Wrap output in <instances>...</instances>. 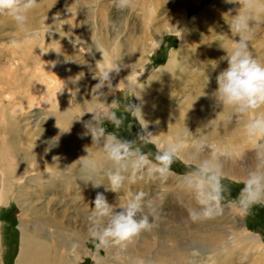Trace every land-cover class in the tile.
Instances as JSON below:
<instances>
[{
	"label": "rangeland",
	"instance_id": "374dc122",
	"mask_svg": "<svg viewBox=\"0 0 264 264\" xmlns=\"http://www.w3.org/2000/svg\"><path fill=\"white\" fill-rule=\"evenodd\" d=\"M39 4L52 5V0H37L38 7ZM238 7V4L226 3L225 0H133L131 8L120 11L114 6V0H59L56 14L53 10L39 12L36 8L32 9L39 13V24L28 32L16 30L13 25H9L12 18L0 14V66H9L12 51L20 46L24 47L29 42L27 34L42 33L47 38V46L43 51L47 52V55L51 54L53 58L47 61L56 64L61 73L68 71L73 76L71 82L69 81V92L75 96V106L78 107L72 114L71 126L75 133L73 135H83L85 132L81 123V120L86 121L85 118L76 119L82 111L94 104L105 103V107L115 112L117 118L123 121L122 125L116 128L110 121L104 120L102 127L106 133L113 132L118 138L136 140L141 151L152 159L156 146L137 139V134L142 131L140 124L125 110V103L138 104L133 95L134 90L128 87L126 79L135 81L139 88H142L139 90L145 94V100H148L146 106L157 110V115H153L154 125L151 124V127L158 125L163 133L169 135L166 125L168 119L159 114V109L168 110L170 106L166 102H161L159 106L156 104L158 101L153 93L157 91L156 86L162 82H157L149 89L151 74L166 70L172 53L185 54L192 60L197 59L202 43L207 41L209 35L223 40L224 36L230 34L227 22L231 21ZM149 9L152 11L149 12ZM198 15L202 17L199 18ZM256 24L261 28L256 30L254 27L250 48L264 51L261 45L264 38V16H261ZM191 25L195 27L190 29ZM91 39L98 41L101 46L104 45L111 55V61L120 66L117 75L111 74L112 82L116 76L121 77L120 81L112 85V91L105 86L101 90L104 95L99 99L92 97L91 91L98 83V80L92 78L96 59L86 47ZM13 40L16 41L15 45L12 44ZM213 64L224 67L217 59H211L210 66ZM182 66L183 69L184 64ZM171 88H174L173 84ZM188 88L189 85L186 89ZM172 89L168 83L163 85V93L168 97L175 95ZM185 97L186 95L179 94L176 100H183ZM29 110L28 117H33L30 122L35 128L38 119L44 117L45 111L53 109L38 106ZM260 111H264V108ZM232 122L236 123L235 120ZM227 138L229 136H222L221 146L232 145ZM245 139L244 137L242 141ZM247 141L250 143L248 139ZM24 144L31 146L28 142ZM79 144L84 145L86 141H80ZM237 144L238 142H235L233 145ZM66 147L68 146L63 140L57 139L54 146H44L43 153L52 154L53 159L55 153L58 154L61 148ZM96 148L100 150L99 161L106 165L101 147L96 145ZM252 152L250 143L243 154L250 158H239L243 162L240 172L247 174L256 165ZM65 160L63 162L67 163ZM45 166L40 167V174L47 171ZM222 168L225 174L228 164H222ZM189 170L186 162L178 157L171 164L170 175L166 180L158 176L138 174L134 180L126 179L118 192L106 188L108 181L104 171L93 177L96 183H102L100 186L93 187L91 183L85 187L77 183L73 184L75 189L71 193L59 187L62 182L51 184L48 180L42 182L43 180L33 178L12 183L13 193H9L6 200H0V262L16 264L25 240H31L37 245L43 243L51 248L56 246L54 236L58 234L56 232L60 230L61 224L65 227L64 234H60L64 246L76 243L82 247L81 251L78 248L74 252H68V258L75 259V264H132L137 258L148 260L147 264H220L217 257H225L223 246L235 238L239 240L244 231L264 244V204L253 205L245 212L241 211L236 203L243 188V179L224 175L222 183L226 191L221 213L197 222L189 220L187 209L194 207L195 201L182 183ZM31 172L29 170L27 176L33 175ZM102 177L104 181H97ZM23 191H27V194L24 195ZM98 192L103 193L108 203L114 207H118L131 194L145 193V200L151 201L155 209V226L151 231L142 232L135 237L125 249L112 246L97 250L96 242L88 235L87 216L91 207H94L92 202ZM216 248L219 250L218 256L214 252ZM59 249L63 250V247ZM248 261L249 259L243 260L237 264H247Z\"/></svg>",
	"mask_w": 264,
	"mask_h": 264
},
{
	"label": "bare ground",
	"instance_id": "6f19581e",
	"mask_svg": "<svg viewBox=\"0 0 264 264\" xmlns=\"http://www.w3.org/2000/svg\"><path fill=\"white\" fill-rule=\"evenodd\" d=\"M57 2L59 0H52V5L39 4V7L37 5L35 10H39V12L53 10L56 14L58 10ZM35 10H31L27 14V32L38 27L39 13ZM198 17L201 18L202 15H198ZM9 25H13L12 27L16 30L19 29L13 20ZM193 27L195 26L191 25L190 29ZM255 28L258 30L261 27L255 24ZM17 34L16 36H18ZM35 34H27L26 38L29 42L24 47L20 46L17 50L12 51L13 56L9 58L11 63L8 67L0 66V167H2L0 169V200H6L8 194L14 191L12 183L33 178H38L39 181L43 180L42 182L48 180L51 184L62 182L59 187L64 188L67 193L74 191L73 184L81 183L83 186L88 187L92 183L91 181L85 184L79 179L81 174L80 160L86 158L84 156L89 153L92 158L101 162L98 158L100 150L96 148V145H92L90 135H73L75 133L71 126L72 114L78 107L75 106V96H72L69 92V81L73 77L72 74L68 71L61 73L56 64L53 63V65L50 63L51 61H47L53 59L51 54L47 55V52L43 51L47 46V38L42 33ZM233 39L231 33L224 36L223 40L220 37L209 35L207 41L202 43V49L198 52L197 59L194 60L188 58L185 54L172 53L166 70L162 69L151 74L149 89L157 82H162V84L156 86L155 90L157 91H154L153 94L157 98L158 102L155 103L158 106L161 102H166L170 106V108L166 107L168 110L162 111L159 109V114L166 116L168 119L166 125L169 135H174L178 130L183 131L187 128L190 133L186 143H190L194 138L203 137L220 145L222 136H229L227 140L232 145H223V147L229 149L232 156L221 161L222 164H228V168L225 169L226 173L223 174L229 178L244 179L247 174L240 172L243 162L239 158H250L248 155L243 156L250 143L247 139L242 141L245 136L243 130H241L243 129L241 125L239 126V124L233 122L229 123L226 120L230 109H222L221 106L216 104L212 96L217 87L216 75L227 67V62L221 60L226 52L220 47V44L224 42V44L230 46ZM96 43L100 45L98 41ZM261 45L264 48V38ZM86 47L96 61L101 59V53L95 48L93 39L88 41ZM250 52L255 58L264 63V51L251 47ZM17 53L19 55H16ZM107 55L109 62H112L111 55L108 52ZM1 59L2 56H0ZM211 59L213 61L217 59L218 63L224 67L217 66L213 69L210 66ZM182 64H184L186 70L182 69ZM12 65H14L13 68H9ZM114 74L117 75V73ZM120 78V76H116L112 85L118 83ZM166 83L169 84L170 89H172L171 85L173 84L172 91L175 92V95L168 97L163 93V85ZM188 85L189 88L186 89ZM138 91L142 97V100H138V104L141 105L144 119L149 123L147 131L152 132L155 139L163 140L169 135L163 133L158 125L154 126L155 128L151 127L153 115H157V110L147 107L146 101L148 100H145V94L143 95V91L139 89ZM179 94H184L186 97L183 100H176ZM155 103H153V106H155ZM104 105L106 104L104 103ZM38 106L53 110H46L44 117L38 119L34 128L30 122L33 117H28L29 109ZM83 117L86 121L90 120L91 114L85 113L81 118ZM58 126L61 129L69 128V130L62 133ZM54 138L63 140L68 147L61 148V152L55 153L56 158L51 159L52 154H44L43 152L44 146H48V142ZM83 140L86 141V144H79ZM26 142L30 143L31 146L24 144ZM235 142H238L236 146L233 145ZM190 151V148H186L178 154V157L186 162ZM252 156H254V152H252ZM64 159L67 163L63 162ZM43 166L47 167V171L40 174L39 169ZM29 170L33 172V175L27 176ZM97 181L102 182L104 178L97 179ZM26 194L27 191L24 195ZM64 230L65 227L61 224L60 230L56 232L58 234L54 236L56 246L53 245L52 248L43 243L37 245L31 240L29 242L25 240L22 243V249L16 264H75V259L68 258L71 246H64L62 243ZM76 245V249L79 248V251H81L82 247L79 244ZM59 247H63V250H60ZM223 248L226 252L225 257L218 256L219 250L217 248L214 250L215 255L218 256L217 261L221 262L220 264H237L248 259L247 264H264V244L248 234L247 231L242 232L239 240L237 238L230 240ZM0 264L2 263L0 262Z\"/></svg>",
	"mask_w": 264,
	"mask_h": 264
},
{
	"label": "clouds",
	"instance_id": "9594fccd",
	"mask_svg": "<svg viewBox=\"0 0 264 264\" xmlns=\"http://www.w3.org/2000/svg\"><path fill=\"white\" fill-rule=\"evenodd\" d=\"M225 2L238 4L239 7L231 21L227 22L234 39L230 46L221 43V47L226 52L221 60L227 62V67L216 75L217 87L212 96L222 109H230L226 120L229 123L235 120L237 124H242L243 135L252 144L256 165L242 180L243 188L236 201L239 209L246 212L253 205L264 204V111H260L264 108V63L250 52V41L254 35L255 24L261 16H264V0H225ZM114 6L123 11L133 6V0H114ZM36 7L37 0H0V14L11 17L17 27L26 32L27 14ZM151 11L149 9V12ZM93 41L95 48L101 53V59L96 61L92 77L98 80V83L91 91L92 97L100 98L104 95L101 90L105 86L110 91L113 90L111 74H118L120 66L117 62H109L106 49ZM12 44L15 45L16 41L13 40ZM212 67L215 69L217 65L213 64ZM126 81L128 87L134 90L133 95L136 99L142 100L138 91L142 88H139L131 78H127ZM125 110L130 112L140 124L142 131L137 134V139L156 146L153 158L150 159L149 155L141 151L136 140L118 138L113 132L106 133L105 128L102 127L104 120L110 121L116 128H119L123 121L104 104H94L76 119L80 120L85 113L91 114L90 120L82 121L85 128L83 135H90L92 145L101 147L108 167L105 168L104 163L98 162L88 153L84 156L86 158L80 160L79 179L85 184L91 181L93 187H98L102 183H96L93 177L104 171L108 181L106 188L113 192H118L126 179L134 180L138 174L158 176L166 180L170 175L171 164L178 158V154L190 148L191 151L186 159V165L190 170L182 181L183 187L191 193L195 201V206L187 209L188 219L197 222L219 215L226 191L222 183L224 174L221 161L223 158H231L232 152L203 137L194 138L190 143H186L190 133L187 128L183 131L178 130L174 135H169L163 140H157L152 132L147 131L149 125L144 119L140 104L125 103ZM60 130L63 133L69 128H60ZM48 143L54 146L56 139ZM92 203L94 207H91L87 216L88 235L96 242L97 250L112 246L125 249L135 237L142 232L151 231L155 226L154 206L151 201L145 200L143 192L131 194L118 207L109 204L104 194L98 192ZM76 247V243H73L70 251L74 252ZM132 264H147V262L137 258Z\"/></svg>",
	"mask_w": 264,
	"mask_h": 264
}]
</instances>
